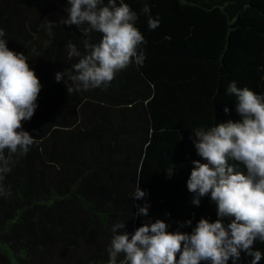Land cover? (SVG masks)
<instances>
[{"label": "trees", "instance_id": "obj_1", "mask_svg": "<svg viewBox=\"0 0 264 264\" xmlns=\"http://www.w3.org/2000/svg\"><path fill=\"white\" fill-rule=\"evenodd\" d=\"M125 3L137 12L136 27L147 42L141 45L143 65L116 73L107 88L69 94L54 74L77 62L68 58L66 45L83 37L75 26L60 23L65 0H0L7 47L27 55L42 85L38 108L22 122L34 143L27 154L13 157L4 180L11 196H0V264H27L33 254V264H44L53 245L78 253L77 264H107L111 226L126 222L117 234L141 226V219L132 217L135 205L144 202L130 199L134 183L147 193L149 216L172 221L170 231L176 230L175 221L216 219L209 199L195 207L186 189L192 161L200 159L189 137L197 128L239 119L234 98L225 94L230 82L264 94V0ZM150 17L159 19L155 30L148 28ZM45 19L56 22L47 46ZM99 38L92 34L93 42ZM66 84L71 86L67 79ZM81 107L91 126L84 117L75 120ZM121 164L133 168L121 176L126 186L119 190L110 173ZM173 166L168 178L165 172ZM80 245L94 246L107 257L87 262ZM253 249L264 253V242L256 241ZM249 260L241 253L239 264Z\"/></svg>", "mask_w": 264, "mask_h": 264}, {"label": "clouds", "instance_id": "obj_2", "mask_svg": "<svg viewBox=\"0 0 264 264\" xmlns=\"http://www.w3.org/2000/svg\"><path fill=\"white\" fill-rule=\"evenodd\" d=\"M63 11L61 25L75 26L83 37L79 44L66 45L68 58L77 62L54 74L55 82L63 81L69 94L107 88L116 73L131 64L143 65L141 45L147 42L136 27L137 12L125 0H65ZM142 11L149 14V6L145 4ZM147 24L155 30L159 19L150 17ZM42 26L50 37L47 46L56 22L45 19ZM93 33L100 37L96 42ZM5 36L0 28V196H11L4 180L15 163L13 157L27 154L34 143L22 122L29 121L38 108L42 85L27 55L9 50ZM33 53L39 56L35 49ZM225 94L234 98L239 119L197 128L189 137L200 159L192 161L186 189L195 207L207 197L216 219L201 218L195 224L192 219L175 221L176 230L170 231L173 222L153 220L147 193L134 183L130 199L144 202L135 205L132 217H139L141 226L121 234L118 230L126 222L111 226L107 264H239L241 253L250 258L248 264H259L264 258V253L253 249L256 241L264 242V94L238 88L235 81ZM229 111L223 108L225 115ZM174 171L175 166L165 174L170 178ZM185 228L190 232L181 231Z\"/></svg>", "mask_w": 264, "mask_h": 264}, {"label": "rangeland", "instance_id": "obj_3", "mask_svg": "<svg viewBox=\"0 0 264 264\" xmlns=\"http://www.w3.org/2000/svg\"><path fill=\"white\" fill-rule=\"evenodd\" d=\"M89 113L87 112V110L83 109L82 107L77 109L75 111V120L79 122V119H81L82 117H84L85 120H87V123H89V125H92L91 120L88 117ZM74 119V118H73ZM73 119H71L70 121H72ZM82 121V120H81ZM77 123H72L73 127L77 126ZM122 158V163H127L125 162L126 157H125V153L122 152L121 154ZM124 159V160H123ZM131 164V163H130ZM132 165V164H131ZM126 165L125 164H121L120 166H113L111 173H110V181H112L113 183H115L114 185L116 186V188H118L119 190H122V188L124 186H126V180L121 178V176H126V174L129 171H132V168L130 166V168H125ZM127 175V182L131 180V176ZM99 178V182H105L106 179H104L102 176H97ZM128 185V183H127ZM102 245V244H101ZM51 248H48L47 251L45 252V257L44 259H46V262H44V264H77V259L76 256L78 253H76L75 251H71L68 248L65 247H57L55 245L50 246ZM80 248H83V251H79L81 252V255L83 258H85V260L87 262H92L95 258H104L107 257L106 255H104L103 253H98L97 252V248L90 247L87 249V247L80 245L78 247V250ZM35 259V254L32 255V257L30 258V260L27 262V264H33V261ZM76 259V260H75Z\"/></svg>", "mask_w": 264, "mask_h": 264}]
</instances>
